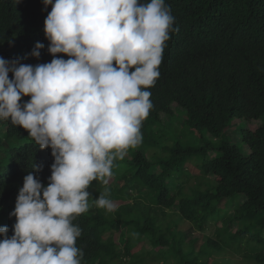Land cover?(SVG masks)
Instances as JSON below:
<instances>
[{
    "label": "trees",
    "instance_id": "trees-1",
    "mask_svg": "<svg viewBox=\"0 0 264 264\" xmlns=\"http://www.w3.org/2000/svg\"><path fill=\"white\" fill-rule=\"evenodd\" d=\"M166 3L178 31L170 33L160 76L147 89L153 108L142 122L143 139L114 161L116 178L125 179L120 187L136 200L124 205L138 206L105 212L89 200V210L74 220L82 229L76 242L82 264H148L144 256L131 260L134 246L146 243L148 252L160 253L154 264H230L209 262L226 249L264 264V0ZM51 7L43 0H0V57L51 62L44 32ZM38 42L44 45L39 58L31 55ZM252 120L260 121L253 129ZM148 144L155 147L150 159ZM53 163L51 148L40 149L21 126L0 121V227L9 228V237L16 222L9 201L33 165L46 186ZM187 175L191 183L183 181ZM156 209L170 210L167 220H158ZM208 220L214 227L205 234ZM181 222L188 227L179 228ZM190 228L201 231L204 247L195 248L199 236Z\"/></svg>",
    "mask_w": 264,
    "mask_h": 264
},
{
    "label": "clouds",
    "instance_id": "clouds-1",
    "mask_svg": "<svg viewBox=\"0 0 264 264\" xmlns=\"http://www.w3.org/2000/svg\"><path fill=\"white\" fill-rule=\"evenodd\" d=\"M43 4L52 6L44 32L54 58L33 66L0 57V121L51 148L54 163L46 186L33 165L9 201L16 222L11 237L0 227V264H82V229L74 220L89 210L92 182L107 185L114 161L142 142V122L153 108L147 89L160 76L170 33L178 31L166 0ZM43 47L38 42L31 55L39 58ZM93 203L109 212L116 207L110 190Z\"/></svg>",
    "mask_w": 264,
    "mask_h": 264
},
{
    "label": "rangeland",
    "instance_id": "rangeland-1",
    "mask_svg": "<svg viewBox=\"0 0 264 264\" xmlns=\"http://www.w3.org/2000/svg\"><path fill=\"white\" fill-rule=\"evenodd\" d=\"M162 119H166V116L163 115L162 116ZM260 121H250L248 123V126L249 128L253 129L255 128L258 124H259ZM155 147H151L149 144L147 146V149L144 148V151H145V154L147 156L148 159H150L151 155H149L152 151L148 150V149H154ZM210 155H213V152H210ZM114 169H120L118 167V165H114L113 166V176L110 178L109 180V183L107 185H105L102 181L100 180H96V181H93L92 184L90 185L89 187V191L91 193V196L89 197V200H91V203H93V200L95 198H98L101 194H103L106 190H110V199L115 203L116 207H115V210L118 211V212H125L128 208L129 210H135L136 207L138 206V203L136 204V207L130 205V206H126L124 205V203H129V202H134L136 200H132L131 198V194L129 193L128 195L125 193L124 189H122V187H120V184L119 183H124L125 182V179L124 177L121 175V178L120 180H118L116 177V173L114 171ZM112 178L116 181V183L113 184V180ZM183 181H187V183H191L192 182V177L191 176H186L185 179ZM110 183H112V185H110ZM93 185V186H92ZM122 189V190H121ZM131 193H133V191H131ZM118 196V198H116ZM139 200H140V204L143 203L146 201L145 197L143 196H139ZM138 201V200H137ZM139 202V201H138ZM101 210H104L105 212H109L107 211L106 209H101ZM133 214H138V211H132ZM155 215H157V218L158 220H162L165 218V216L167 214H170V210L168 209H163L162 211L159 210V209H156V211L154 212ZM164 220H167V219H164ZM216 224L219 225V222H217ZM184 224L181 222L180 223V227L179 228H183V227H188L187 225L186 226H183ZM214 227V222L213 221H210L208 220L207 223H206V229L202 232V233H205V234H208L211 232V230L213 229ZM192 233V235H196V236H199L198 240L196 241V249L197 248H200V247H204V244H203V238H201V231H198V230H195L194 228H190L189 229ZM203 235V234H202ZM149 248L148 247V244H143V245H135L134 246V249L135 251L132 253V256H131V260L132 261H135L137 259H139L140 257L144 256L145 257V262L148 263V264H154V259H156V255H158V251L155 250V251H150L148 252V250L150 249H147ZM117 251H122V247L121 245L119 244L117 246ZM242 252H232V251H228V249L226 250H222L220 251L219 253H215L212 255L211 257V260L209 262H222L223 260H227L230 264H253L252 262H250L249 260L247 259H244V257L241 255ZM160 256V253L158 255V257ZM205 256H207V254L205 253ZM152 257L154 258L152 260Z\"/></svg>",
    "mask_w": 264,
    "mask_h": 264
}]
</instances>
